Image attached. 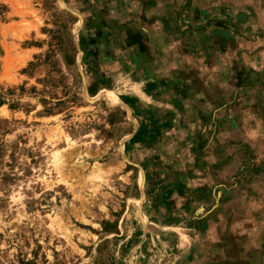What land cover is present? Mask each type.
I'll use <instances>...</instances> for the list:
<instances>
[{"label":"rangeland","instance_id":"374dc122","mask_svg":"<svg viewBox=\"0 0 264 264\" xmlns=\"http://www.w3.org/2000/svg\"><path fill=\"white\" fill-rule=\"evenodd\" d=\"M0 264H264V0H0Z\"/></svg>","mask_w":264,"mask_h":264}]
</instances>
